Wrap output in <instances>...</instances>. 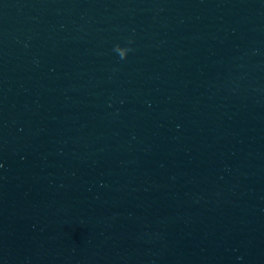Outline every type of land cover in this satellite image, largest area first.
<instances>
[{"label":"clouds","instance_id":"1","mask_svg":"<svg viewBox=\"0 0 264 264\" xmlns=\"http://www.w3.org/2000/svg\"><path fill=\"white\" fill-rule=\"evenodd\" d=\"M130 50H131V49L129 48V49H128V51H130ZM120 58H121V59H125V57H124V56H121Z\"/></svg>","mask_w":264,"mask_h":264}]
</instances>
